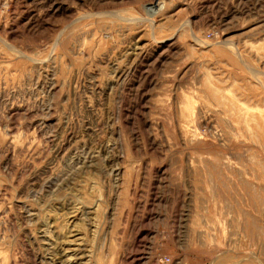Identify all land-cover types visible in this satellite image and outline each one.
Segmentation results:
<instances>
[{
    "label": "rangeland",
    "instance_id": "rangeland-1",
    "mask_svg": "<svg viewBox=\"0 0 264 264\" xmlns=\"http://www.w3.org/2000/svg\"><path fill=\"white\" fill-rule=\"evenodd\" d=\"M0 264H264V0H0Z\"/></svg>",
    "mask_w": 264,
    "mask_h": 264
},
{
    "label": "bare ground",
    "instance_id": "bare-ground-1",
    "mask_svg": "<svg viewBox=\"0 0 264 264\" xmlns=\"http://www.w3.org/2000/svg\"><path fill=\"white\" fill-rule=\"evenodd\" d=\"M248 109H249V108H248ZM246 110H247V109H246ZM246 110H245V111H246ZM248 111H250V110H247V112H248ZM248 114H249V113H248ZM258 229H259V228H258Z\"/></svg>",
    "mask_w": 264,
    "mask_h": 264
}]
</instances>
